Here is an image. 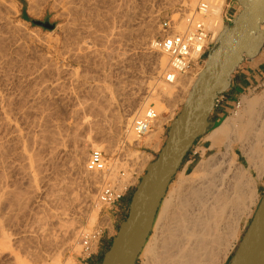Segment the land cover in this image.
Segmentation results:
<instances>
[{"label":"rangeland","instance_id":"obj_1","mask_svg":"<svg viewBox=\"0 0 264 264\" xmlns=\"http://www.w3.org/2000/svg\"><path fill=\"white\" fill-rule=\"evenodd\" d=\"M68 1L41 0L40 6L36 7L37 9L34 8L31 13L29 0H0V211L5 219L14 217L15 220L16 218L15 221H9L8 226L5 225L7 232H13L15 229L18 232L24 227L29 234L34 235L36 231L37 236L40 234V238L44 231L59 235L61 230L58 231L57 222L63 219L68 221L67 223L86 229V233L91 234L100 229L97 250L88 259L83 258L80 247L73 250L65 247L67 243L63 242L66 244L64 246L60 242L63 246L59 244L61 250L57 248L59 249L58 253L56 252L57 264H65L68 258L74 262L73 264H90L96 256L99 260V257L111 245L120 223L127 217L129 201L146 170L143 169L141 173H137L136 183L130 186L114 205L94 207V203L86 202L89 186L93 184L91 177L84 173L78 174L70 168L68 163L71 160L68 153L70 150L60 148L59 143L75 133L78 136V149H81L83 140L87 137L94 136L96 142H99L102 137L103 139L110 137L115 145L113 146L115 153L105 157L108 160L118 159L117 163H122L118 164L120 169L118 172L123 170V172H130L132 168H136L132 166L131 161H134L133 158L140 152L146 156L150 155L149 162L156 159L167 134L165 133V139L155 150L144 145L137 148L134 142L130 146L121 148L119 141L123 139L124 134L119 121L139 113L143 109L141 106L144 99L155 88L157 75L154 74L156 72L154 69L157 67L156 58L160 56V53L151 49L149 43L157 36L158 17L176 12L179 5L176 0L172 2L170 0ZM227 2L232 7L229 13L239 14L240 3L238 1L236 3V0H227ZM32 21L42 23L47 21L53 25V29L34 25ZM258 51L245 55L240 64H246ZM237 71L231 73L229 81L234 79ZM159 79L161 81L162 76ZM263 79L264 74L250 87L243 85L239 91L232 92L229 84L219 91L218 103L208 119L206 132L196 140L187 153L168 191L184 167H187V174H189L202 159L201 151L209 147V143L204 140L205 136L236 111V105L240 100L264 97V91L258 87ZM166 103L171 108L164 118L169 116V120L164 121L161 130L165 128L167 132L170 120L176 118L183 105L171 99H167ZM149 106L154 105L149 104L147 107ZM105 130H107L106 133ZM233 147V153L236 155L235 162L255 176L254 170L248 166L244 155L238 150V143ZM262 148L264 150V145ZM91 149L88 146L87 155ZM132 153L133 156H126ZM212 153H214L213 150H207L205 157ZM122 161L126 162L124 163L126 166ZM230 168L233 169V167ZM95 185L99 186L96 183ZM32 188L37 192L36 195L32 196ZM97 190L96 188L94 195ZM14 192L16 195L19 194V197H23L18 201L19 204L28 194L22 206L14 203L16 202L14 200L12 202ZM263 193L264 191L259 193L260 199ZM59 197L60 200H57ZM125 197H128V202L121 210L120 205ZM255 199H257V193ZM87 205H90L88 212ZM8 209L11 211H7ZM255 210L241 218L237 235L242 226L244 229L238 238L236 235L238 242L235 248H232L231 254L227 255L230 258L228 257L225 262L226 256L222 264H229ZM1 212L0 215H2ZM9 214L11 215L8 216ZM91 215L95 216V221L92 227H89L87 219ZM153 234L151 231L147 243H153ZM5 246L4 244L0 246V264H13L10 252L12 245H7V248ZM143 251L135 264L143 263Z\"/></svg>","mask_w":264,"mask_h":264},{"label":"bare ground","instance_id":"obj_2","mask_svg":"<svg viewBox=\"0 0 264 264\" xmlns=\"http://www.w3.org/2000/svg\"><path fill=\"white\" fill-rule=\"evenodd\" d=\"M40 1L39 0H29V4H30L29 6L31 8V13L34 8L36 7L38 8V6H40L39 5ZM237 1L238 0H236V3ZM247 1L248 0H245L244 4L240 3L239 14L244 9L245 5L247 4ZM170 2H172V0H170ZM203 3L207 4V9L205 10L206 16L202 17L201 14H197V19L201 20V22H203L205 25L210 27L214 33L216 32V30L218 31V40L216 44L217 46L221 38L223 37V35L227 32V30L229 31L230 28L236 24L237 17L239 14L235 15V20L233 21L232 25L224 24L223 17L226 15V9L230 6V4H228L226 0H183L181 1V4L183 6L182 11L184 14H186L189 11L194 10V8H196L198 5H201ZM69 4L71 5V3ZM186 17L187 15H185L184 18L181 19L180 22L176 24L177 32H182L188 28V25L185 22ZM149 44H150L151 49H153L156 52H159L157 51L155 47L154 40H152ZM263 44H264V17H262L260 21L258 22L257 27L254 30L253 39L250 41V45L241 49L239 57L237 58V64L240 62V60L243 57H245V55L248 56V55H251L252 52L258 51V49ZM214 48H212L211 51ZM210 53L207 56L206 60L203 62L204 65L202 67H198L196 71L188 70L186 72L177 74L176 79L173 83H168L164 77V72L167 70L168 65H169V57L163 53H160V56L156 58L158 61V63L156 64L157 67H155L154 69L156 71L154 72V74L157 75L156 81L154 80L155 88L153 87L154 89L144 99L142 106L140 105L143 109L139 113H137L135 116H128L121 121L118 120L119 126L122 128L123 134H124L123 139H120L119 141L121 144V148H124L126 145L130 146L131 143L133 142H134L135 147L137 148L144 145V147L150 146L151 148H154L155 150L159 147V143H155V140L157 139V136L159 135V132L161 131L164 121L169 118V116L166 119L164 117H165V114L169 111V108H171L166 103V100L171 99L174 102H177V103L180 102L182 105L185 104L187 98L193 91V90L191 91V89H194L196 82L199 80L200 74L203 71L208 61ZM196 57H197V54H194L193 59L195 60ZM237 64L235 68L237 67ZM234 69L232 70L231 73H233ZM161 76H162V80L159 81L160 80L159 77L161 78ZM227 82L220 88L219 91H221L222 88L227 85ZM219 91H218V94H219ZM262 91H264V89H262ZM260 98H254V99H244L243 98L242 100H240L239 103L236 105V111L233 114H231L230 117H226L218 126H216L213 130H211V132L207 136H205L204 140L209 143V147L201 151L202 159L194 166V168L189 174H187V167H184L182 171L179 173V175L177 176L174 183L172 184L171 189H169V191L167 189L168 193H166L163 201L161 202V205L159 207L158 213L155 218V222L151 230L154 233L153 243L146 242L145 246L143 247L144 251L142 249L143 251L142 255H143L144 261L141 264H222L223 263L226 256L229 254V251L232 249L233 243L236 239V235L238 232L241 218L244 215L249 214V212L250 213L252 212L251 207L254 203V198H256V193H257L256 191L257 181L264 174V150L262 148V145H264V97L263 98L260 97ZM149 104H152L154 106L147 107ZM214 107H215V102H214ZM150 108H152L155 111L156 120L154 121L150 131H147V133L141 138L137 137L132 128V122L135 117H141L144 114V112ZM105 118L106 117L104 115V119ZM116 119H119V118H116ZM173 120L171 119L170 122H172ZM93 126H94V123H93ZM94 129L95 128H93V130ZM106 131L107 130H105V133ZM94 138H95L94 136L87 137L88 140L85 139L83 140L84 142L82 141L84 143L82 145L83 147H81V149H78V146H77L78 136L77 134L73 133L67 136L66 138H64L62 142L59 143L61 145V147L60 146L59 147L63 148L64 150L69 148L70 151L68 150L69 151L68 153H70L71 160L68 163L71 166L70 168H72V170H75L78 174H83V173L85 175L87 174L88 177H91L90 179H92L93 181V184L91 183L92 185L89 186V189L86 195V200H87L86 202L94 203L93 204L94 207L95 206L101 207L103 205L101 203V199H99V195L101 193V190L104 188V186L109 183V185L114 184L117 189H121L125 184H128L131 182L130 180L131 176L129 174V171L124 172L123 176H118V170H120L118 164H122V163H117L118 159L108 160L105 157V155H111L115 151L113 148V146L115 147V145L111 142L112 138L109 137V138L103 139L102 137V139L99 142H96ZM237 143L239 146L238 150L244 155L248 166L254 170L255 176H252L251 174H249L248 171L243 166L235 162L236 155L233 153L234 152L233 146L234 144H237ZM88 146L90 147V149L92 148L91 151L95 150V151L102 153L103 164H104V168L102 171L90 172L87 170L86 164H87V160H88L87 158H88L89 153L87 155L86 149L88 148ZM207 150H210V151L213 150L214 153H212L208 157H205ZM133 153L137 154V152H133ZM133 153L128 154L126 156L128 157L133 156ZM148 156L150 157V155ZM148 156H146V154H144L143 152L142 153L140 152L137 154L136 157L133 158L134 161H131L132 166H135L136 167L135 169H138V173H141L143 169L146 170L149 164L152 163V162H149ZM85 158H86V162H85ZM126 161L128 162V160ZM124 163L126 164V162H123V165ZM230 167H233V169H231ZM76 172L74 173L76 174ZM30 179L32 180V178ZM135 181H136V178H134L133 182ZM95 183L99 184V186H96ZM96 188L98 190L95 192L96 195H94L93 193ZM36 194L37 192L34 191L33 189L32 196ZM53 194L55 196V193ZM26 195L28 196V194ZM26 195H25V198H26ZM21 197H19V194L16 195L14 192L12 202L14 200L16 201L14 203L17 204L18 201H20ZM57 200H60V197ZM62 200L61 202L63 203ZM22 202L20 203L22 204ZM89 206L90 205H87L86 207L87 212L89 211V208H90ZM9 208H12V207H9ZM7 211H11V209L10 210L8 209ZM2 215H0V246L1 244H4V246L5 244H7L8 246L12 245L10 247L11 249L10 252L12 255L11 259H12L13 264H57L56 263L57 262L56 256L58 257L57 251L60 249L59 247L60 245L63 246L62 245L64 244L63 242L67 243V245L64 244V246L66 245L65 246L66 248H69V249L72 248L74 250L75 248H78V247L81 248L83 238L90 235L89 232L86 233L87 232L86 229L84 230V228H81L80 226L76 224L67 223L68 221L66 220L63 221L64 219L58 220L57 222V225L59 226V227L57 226L58 231L59 229L61 230L59 235H57L55 231H54L55 234L49 233L50 231L48 227L47 229L49 232L44 231L45 233L43 232V234L41 235V238L39 237L40 235L39 232H38L39 234L38 236L36 234V231H35L36 235L29 234V232L24 227L20 228L21 231H18V232L16 231V229L13 232L9 230H8L9 232H7L6 231L7 227L5 225L7 224L8 226L9 221L14 220V217L13 219L10 217L5 219V216L3 215L4 217H2ZM10 215L11 214H9L8 216ZM94 221H95V216H92V215L89 216L87 219L88 226L90 227L94 223ZM42 224H43V220H42ZM41 225H40V228H41ZM42 231H40V233ZM97 231L96 232L92 231L93 233H91V235L93 234L95 236L94 237L95 241L97 239L99 241V237L101 233L100 229H98ZM60 242H62V244ZM73 263L74 262H72L69 258L65 262V264H73Z\"/></svg>","mask_w":264,"mask_h":264},{"label":"water","instance_id":"obj_3","mask_svg":"<svg viewBox=\"0 0 264 264\" xmlns=\"http://www.w3.org/2000/svg\"><path fill=\"white\" fill-rule=\"evenodd\" d=\"M244 4L245 0H238ZM264 17V0H248L236 24L210 53L199 80L181 112L171 122L167 138L156 159L141 177L100 264H135L151 233L168 186L196 140L206 132L208 119L220 88L237 64L242 48L250 45L254 30ZM34 25L52 30L47 21ZM229 264H264V193Z\"/></svg>","mask_w":264,"mask_h":264},{"label":"built area","instance_id":"obj_4","mask_svg":"<svg viewBox=\"0 0 264 264\" xmlns=\"http://www.w3.org/2000/svg\"><path fill=\"white\" fill-rule=\"evenodd\" d=\"M178 1L177 5H179V8L176 12H171L169 15L164 14L158 17V33L154 38L157 51L169 57V65L164 72L165 80L168 83H173L179 73L188 70L196 71L198 67H202L204 65L203 62L206 60L211 49L216 46L218 40V31L216 30L214 33L210 27L197 19V14H201L202 17L206 16L205 10L207 9V4L203 3L198 5L194 10L184 14L182 11L183 6L181 4V1L183 0ZM231 8L232 7L229 6L226 9V15L223 17L224 24L232 25L235 20V15L229 13ZM185 15H187L185 22L187 23L188 28L182 32H177L176 24L180 22ZM194 54H197L195 60L193 59ZM258 87L264 89V79ZM218 99L219 94L215 100V106L218 103ZM155 120L156 113L152 108L146 110L141 117H135L132 122V128L136 136L140 138L143 137L147 131H150ZM87 159L86 167L88 171L98 172L103 170L104 164L102 153L92 150L89 152ZM137 173L138 169L132 168L129 172L131 182L125 184L121 189H117L114 184L109 185L108 183L105 185L99 195L102 205L110 207L120 200L124 192L136 183V181L133 182V180L136 178ZM123 175V171L118 172V176ZM94 237L93 234H90L83 238L81 245L83 258L88 259L95 254L99 241L98 239L95 241Z\"/></svg>","mask_w":264,"mask_h":264},{"label":"crops","instance_id":"obj_5","mask_svg":"<svg viewBox=\"0 0 264 264\" xmlns=\"http://www.w3.org/2000/svg\"><path fill=\"white\" fill-rule=\"evenodd\" d=\"M261 47L258 49V53H254L252 58L249 59V61L246 64H239L241 65V68L238 66L236 67L235 70L237 71V75L234 77L233 80H228L227 85L229 84V88L232 92L234 91H239L240 88H243V85L246 86L247 88L250 87L254 81H256L258 78L263 76L264 74V47ZM241 61V60H240ZM240 68V69H239ZM234 70V71H235ZM226 85V87H227ZM165 133L167 134L165 128L161 130L159 135L157 136V139L155 140V143H159V145L162 143V141L165 139ZM255 174V173H254ZM257 199L254 200L253 206L251 207V210H255L260 196L259 193H262L264 191V174L262 177L257 181ZM128 202V197H125L122 200V204L120 205L121 210H123L126 206V203ZM242 229H244V226L241 227L239 230V233L237 235V238L240 236V233H242ZM238 242V239L235 240L233 243L232 248H235L236 243ZM232 252V249L229 251L230 255ZM228 257L226 258L225 262L228 260ZM230 258V257H229ZM98 256H96L90 264H95L98 260Z\"/></svg>","mask_w":264,"mask_h":264},{"label":"trees","instance_id":"obj_6","mask_svg":"<svg viewBox=\"0 0 264 264\" xmlns=\"http://www.w3.org/2000/svg\"><path fill=\"white\" fill-rule=\"evenodd\" d=\"M203 135H204V134H203ZM203 135H201L200 138H201ZM200 138H198V139H200ZM180 169H181V167L179 168V170H180ZM179 170H178V171H179ZM130 200H131V199H130ZM129 202H130V201H129ZM109 247H110V245L108 246V248L106 249V251L102 254V256L99 257V260H98L95 264H100V263L102 262L103 256H104V254L108 251Z\"/></svg>","mask_w":264,"mask_h":264}]
</instances>
